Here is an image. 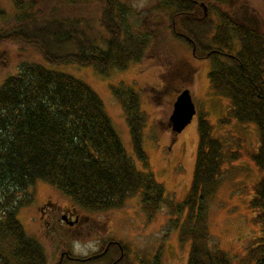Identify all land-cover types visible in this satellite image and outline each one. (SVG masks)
<instances>
[{
	"label": "trees",
	"instance_id": "trees-1",
	"mask_svg": "<svg viewBox=\"0 0 264 264\" xmlns=\"http://www.w3.org/2000/svg\"><path fill=\"white\" fill-rule=\"evenodd\" d=\"M40 1L41 5L38 0H12L14 23L0 27V43L35 47L45 62H24L0 82V264H47L41 242L17 218L18 209L32 201L30 187L38 181L90 211L118 207L136 195L147 216L167 203L174 215L172 225L184 211L178 239L190 244L186 264H264V229L239 260L210 243L205 207L227 157L207 119L200 117L198 122L193 178L188 193L177 202L166 197L151 171L137 168L97 92L80 78L48 66L75 63L103 74L111 68L125 69L142 61L159 34L186 42L191 57L193 44L180 32L197 43L200 48L195 47L194 55L199 57L220 45L233 48L238 40L236 60L227 58L224 69V63L214 61L216 51L207 55L212 60L210 83L216 94L230 99L232 117L257 125L259 142L251 157L264 169V51L261 61L255 59L259 53L254 43L263 38L228 13H216L217 21L211 20L209 27L207 15L190 0H158L147 7L146 23L131 20L133 9L121 0ZM87 3L93 9H86ZM0 16H5L1 7ZM111 90L121 104L133 151L147 167L139 95L125 85ZM249 205L255 222L264 228V175L253 185Z\"/></svg>",
	"mask_w": 264,
	"mask_h": 264
},
{
	"label": "rangeland",
	"instance_id": "rangeland-1",
	"mask_svg": "<svg viewBox=\"0 0 264 264\" xmlns=\"http://www.w3.org/2000/svg\"><path fill=\"white\" fill-rule=\"evenodd\" d=\"M121 1L132 7L131 20L135 18L138 23H146L143 16L147 7L158 2V0ZM200 1L206 6L205 14L209 27L213 24L211 20L217 21L218 12L234 15L238 21H251L252 24L258 16L263 23L262 0ZM45 2L48 4L49 0ZM42 3L38 0V5ZM92 5L87 3L86 9H93ZM0 7L5 12L4 17L0 16V27L13 25L16 10L12 0H0ZM199 8L201 11L204 10L200 6ZM164 21L161 20L159 24L163 25ZM154 39L151 46L146 48L141 62L131 63L125 69L111 68L107 74L100 73L92 66L75 63L48 66L80 78L97 92L126 152L138 169L151 171L164 187V194L168 199L180 202L188 193L199 140L198 122L200 117L207 119L212 125L214 137L221 141L227 157L221 165L218 184L214 186L216 189L206 202L205 217L210 234L209 240L212 245L228 251L235 260H239L264 229L261 224L255 222V212L249 205L253 185L264 175V169H260L251 157L258 147V127L253 122H240L229 114L230 99L215 94L207 86V64L198 65V72L193 78L185 75L183 62L190 60V63L198 64L193 61L190 46L186 42V44L178 42L171 36L163 38L160 34ZM157 42L160 47L155 45ZM24 62L45 63L35 47L12 42L0 43V82L6 76L16 73ZM163 72L166 73L165 76ZM117 85L132 87L139 95L140 108L145 113L142 148L147 156V167L133 151L129 127L121 104L111 90L112 86ZM185 87L191 92L196 112L190 123L175 134L169 126V116L177 94ZM30 188L34 197L30 203L18 209L17 218L25 231L41 242L47 264H55L60 241L44 234L46 228L41 224L38 206L46 200L63 204L71 199L42 181H38ZM103 210L112 217L117 229L125 231L121 239L130 248L135 262L187 263L189 241L183 243L178 239L179 224L184 219V211L176 218L177 225H172L174 215L167 203L164 202L154 216H147L141 209L139 195L127 198L118 207ZM100 211L102 210L90 212L102 213ZM67 245L75 255L80 256L96 249L94 241H87L85 238L70 240ZM86 263L100 264L101 261Z\"/></svg>",
	"mask_w": 264,
	"mask_h": 264
},
{
	"label": "flooded vegetation",
	"instance_id": "flooded-vegetation-1",
	"mask_svg": "<svg viewBox=\"0 0 264 264\" xmlns=\"http://www.w3.org/2000/svg\"><path fill=\"white\" fill-rule=\"evenodd\" d=\"M190 1H193L194 4L198 3L199 6L204 9L203 12L204 15H206V6L202 1ZM262 1L264 2V0ZM190 11L195 13L194 9H191ZM191 12L187 11L186 13ZM262 21L263 23L258 16H256L253 24L248 20L238 21L241 26L257 32L263 38V41L255 39L254 42L258 45L256 50L259 53L255 59H259V61L262 60V53L264 51V30L262 31V27H264V18H262ZM180 35L193 44L192 59L198 63H190V60H186L185 63L183 62L185 65V67L183 66L185 75L189 76V78H193L198 72V65L207 64V86L215 94L218 93L216 90L217 88L210 83L211 77L209 73L211 71L212 60L210 58L211 56L207 57V55H209L211 51H216L218 57H216L214 61H221V63H224V69L225 66L227 67V65H229L226 60L227 58H233L236 60L235 53L241 48L240 41H233V48L220 45L218 46L220 49L204 50V57H199L197 54L194 55L195 47L198 49L200 48L197 43L191 40L185 33L180 32ZM240 66L243 67L241 62ZM257 66L263 68L262 65ZM38 210L41 224L46 228L44 234L51 239L60 241L55 264H87L86 262L94 260H100V264H139L135 262L133 259V253L129 250L130 248L125 244V241L121 239L125 234V231L115 227L112 217L108 215L106 211L102 210L100 211L102 213L94 214L90 212V210L79 207L71 200H66L63 204H56L50 200H46L38 206ZM76 238H85L87 241L93 240L96 249L82 256L75 255L72 252V249L67 245V242ZM94 255L99 256L87 259ZM141 264L145 263L143 262Z\"/></svg>",
	"mask_w": 264,
	"mask_h": 264
},
{
	"label": "water",
	"instance_id": "water-1",
	"mask_svg": "<svg viewBox=\"0 0 264 264\" xmlns=\"http://www.w3.org/2000/svg\"><path fill=\"white\" fill-rule=\"evenodd\" d=\"M195 114V106L188 88L181 90L173 102L172 112L169 116L171 130L174 133L181 132L192 120ZM99 255L90 256L87 259L95 258Z\"/></svg>",
	"mask_w": 264,
	"mask_h": 264
}]
</instances>
